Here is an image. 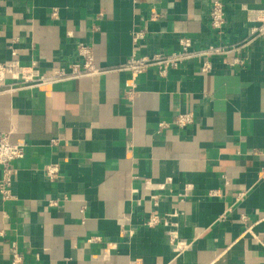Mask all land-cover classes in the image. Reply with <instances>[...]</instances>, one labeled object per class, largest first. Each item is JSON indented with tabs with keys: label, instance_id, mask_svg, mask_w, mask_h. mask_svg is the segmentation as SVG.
<instances>
[{
	"label": "crops",
	"instance_id": "1",
	"mask_svg": "<svg viewBox=\"0 0 264 264\" xmlns=\"http://www.w3.org/2000/svg\"><path fill=\"white\" fill-rule=\"evenodd\" d=\"M213 1L0 0V62L16 51L49 74L88 46L103 72L0 90V133L26 145L13 163L16 199L0 197V264L14 252L22 264H264V37L209 58V73L205 59L167 78L122 69L134 52L178 51L182 37L195 50L236 45L257 25L248 10L264 9L220 0V36ZM186 112L194 123L178 129ZM151 213L165 224L147 227ZM173 236L188 247L176 252Z\"/></svg>",
	"mask_w": 264,
	"mask_h": 264
},
{
	"label": "built area",
	"instance_id": "2",
	"mask_svg": "<svg viewBox=\"0 0 264 264\" xmlns=\"http://www.w3.org/2000/svg\"><path fill=\"white\" fill-rule=\"evenodd\" d=\"M248 15L249 19L257 23V25L251 29L250 35L246 39L236 45H218L195 50L193 48L192 39L182 37L179 40L178 51L172 53H157L151 56H138L136 52H134L132 57L122 66V69L130 73L133 80L144 74L150 68H155L160 78H167L171 70H175L181 65L195 59H205L201 65V72L209 73L212 70V65L208 60L209 58L248 48L255 41L264 37V9H250L248 10ZM55 16H57L56 11L53 13V17ZM210 17L211 27L218 35L222 36L226 26V14L222 1L214 0L212 2ZM144 36V32H137L134 35L133 41L138 43L140 40L144 39ZM16 56V51H13L11 60L0 62V90L4 88L11 94L26 87H42L69 78H79L103 73L102 70L96 66L93 50L88 46L79 47L81 62L59 67L49 74L36 73L34 64L31 66H23L20 61L16 59ZM242 63L243 61L236 60L229 65L235 66L236 64ZM134 87L135 86H133V88ZM193 123L194 117L192 113L189 112L179 114L174 121L178 129H184ZM167 128L168 124L161 122L158 126V131L161 132ZM56 142V140H52L53 144ZM25 153V144H14L11 142L10 133H0V170L2 172L0 178V197L5 202L14 201L16 199L12 192L16 175V169L13 167V163L23 159ZM43 171L46 178L52 182L60 178L61 169L58 164L46 165ZM212 194L218 196L219 191L213 192ZM173 216H176V214L174 213ZM164 221H166L165 217H161L158 213H151L145 225L149 228H156L164 223ZM170 242L174 246L176 252L183 251L185 247H188V245L184 247V244L178 241L177 237L174 236L170 238ZM22 263V256L18 252H14L12 254V264Z\"/></svg>",
	"mask_w": 264,
	"mask_h": 264
}]
</instances>
